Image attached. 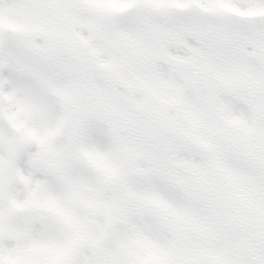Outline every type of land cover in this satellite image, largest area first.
<instances>
[{"label":"snow or ice","instance_id":"6c2138e0","mask_svg":"<svg viewBox=\"0 0 264 264\" xmlns=\"http://www.w3.org/2000/svg\"><path fill=\"white\" fill-rule=\"evenodd\" d=\"M0 264H264V0H0Z\"/></svg>","mask_w":264,"mask_h":264}]
</instances>
